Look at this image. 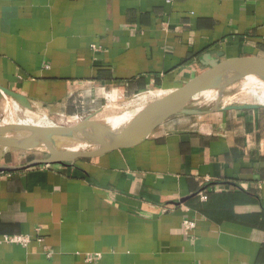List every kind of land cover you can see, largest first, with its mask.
Returning <instances> with one entry per match:
<instances>
[{"label": "crops", "instance_id": "0c3cea01", "mask_svg": "<svg viewBox=\"0 0 264 264\" xmlns=\"http://www.w3.org/2000/svg\"><path fill=\"white\" fill-rule=\"evenodd\" d=\"M220 54L264 58V0H0V87L58 118L114 110L88 126L183 87ZM253 84L264 74L207 89ZM29 126L8 112L0 140L48 155ZM18 235L31 244L2 243ZM0 264H264V107L172 117L136 146L0 175Z\"/></svg>", "mask_w": 264, "mask_h": 264}, {"label": "water", "instance_id": "95a60500", "mask_svg": "<svg viewBox=\"0 0 264 264\" xmlns=\"http://www.w3.org/2000/svg\"><path fill=\"white\" fill-rule=\"evenodd\" d=\"M220 58L221 54L216 58L203 57L200 60V64L203 66L204 70L199 75L190 80L183 87L170 91V94L148 106V108L139 114L128 126L119 130L100 126H88L87 123L90 120L89 118L73 126H60L58 130L51 134V137L54 138L49 143L50 147L47 158L34 160L19 166L1 164L0 175L14 174L40 167L69 166L78 159H92L107 152L136 146L142 140L146 139L157 126L172 117L203 116L215 112L255 110L262 108L263 106L256 104L251 106H230L218 110L215 109L213 111H197L188 108L190 101L194 99L197 93L206 89L212 82L219 78L226 77L229 79H237L243 76H259L264 74V58L262 57L239 58L233 60H219ZM0 93L16 101L20 105H28L27 100L18 93L3 87H0ZM24 140L27 145L30 144V140L26 138ZM73 140L98 142L96 143L97 149L93 152L75 153L69 156L66 151L63 150V146L65 143ZM6 146L3 140H0V147L6 148Z\"/></svg>", "mask_w": 264, "mask_h": 264}, {"label": "bare ground", "instance_id": "6f19581e", "mask_svg": "<svg viewBox=\"0 0 264 264\" xmlns=\"http://www.w3.org/2000/svg\"><path fill=\"white\" fill-rule=\"evenodd\" d=\"M254 85V84H253ZM254 85L253 87H255ZM247 90V89H246ZM241 91L232 90L229 88H219V89H204L195 95L194 99L199 97L201 101H205L211 103L213 108H227L230 106H251V105H259L264 107V92L253 93V94H244ZM170 93H167L164 96L158 97L153 99L152 101L145 102L141 105V107L133 114L114 122L112 125L108 126L107 128H111L113 130H119L128 126L134 119H136L139 114H141L148 106L155 103L156 101L161 100L165 96ZM200 101V102H201ZM7 105L8 107L4 110L19 115L25 120H27L31 125L27 127L41 138H43L47 143H50L54 137H51L56 130L60 128L59 125L54 124L53 122L49 121L45 117V115L39 117H33L28 115L25 109L16 101L7 98ZM98 142H83L79 140H73L67 142L63 146V150L66 151L67 154L73 155L75 153H82V152H93L97 149Z\"/></svg>", "mask_w": 264, "mask_h": 264}, {"label": "rangeland", "instance_id": "374dc122", "mask_svg": "<svg viewBox=\"0 0 264 264\" xmlns=\"http://www.w3.org/2000/svg\"><path fill=\"white\" fill-rule=\"evenodd\" d=\"M254 85H256V86L253 87ZM254 85H250L249 87H246L244 90L241 91V93L253 94V93L264 92V85H260V84H254ZM149 91H154V90H146L145 92L136 94L132 97L122 98L121 102L116 104L115 107L119 106L121 108V106H120L121 104L128 102L129 100H134V98H136V97H138V96H140L146 92H149ZM200 101H201V99L199 97L192 99L188 105V108L190 110H197V111H213V110H215V108H213V105L211 103H208L205 101L200 102ZM7 107H8L7 97H5L4 95H2L0 93V120H1L2 116H4L5 114L8 113L6 110H4ZM22 107L25 109V111L28 113V115H31L33 117H39V116L45 115L49 119V121L53 122L56 125L62 126V127L73 126L76 123H79V121H81V120L77 121L74 119H69L67 117L58 118V116L53 115L52 113L50 114L47 111H44L41 108L39 109L37 106L30 105V104L22 105ZM107 109H108V106L105 107L104 110L100 114H98L97 116L89 117V119H94V118L100 117L103 114V112ZM216 109L218 110L219 107ZM113 111L114 110H112V111L107 110L105 112H113ZM116 111L119 112L120 110H116ZM86 119H88V118H86ZM45 158H47V155L44 152H39L36 150L24 151V150L16 149V148L0 147V165L1 164L9 165L11 163H13V164L15 163L17 165H24V164L29 163L31 161L39 160V159H45Z\"/></svg>", "mask_w": 264, "mask_h": 264}, {"label": "built area", "instance_id": "2783aa9c", "mask_svg": "<svg viewBox=\"0 0 264 264\" xmlns=\"http://www.w3.org/2000/svg\"><path fill=\"white\" fill-rule=\"evenodd\" d=\"M75 120H80L78 117L75 118ZM200 200H204L205 195L203 193L198 194ZM184 229L188 232L191 229H193L194 224L188 221H185L183 223ZM32 238L29 236H5L2 239V243L8 244V245H16V246H21V247H27L31 244ZM97 259H99V256H96ZM89 261H93V258H88Z\"/></svg>", "mask_w": 264, "mask_h": 264}]
</instances>
